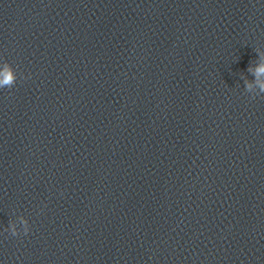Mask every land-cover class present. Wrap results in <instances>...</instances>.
I'll return each mask as SVG.
<instances>
[{"label":"clouds","instance_id":"9594fccd","mask_svg":"<svg viewBox=\"0 0 264 264\" xmlns=\"http://www.w3.org/2000/svg\"><path fill=\"white\" fill-rule=\"evenodd\" d=\"M256 52H257V56L258 57L264 58V53H262L259 49H256ZM248 71L251 72L256 77V82L255 83L258 86L259 91L253 93L252 92V90H253V83L247 81L246 79H245V91L247 93H250L251 94V98L252 99H255L260 94H264V82H261L260 81V77L262 75H264V63H260L255 68L254 71H253V69H252V67L250 65L249 68H248ZM30 75L31 74H29V77H24L23 73H21L20 74V77L22 79H27V78H30ZM16 81H17V72H16V70L7 61L3 62L2 70H0V89H3V88L11 89L14 86V84L16 83ZM29 232H30V227H27L26 226L24 228V230H23V234L24 235H27ZM10 234L12 236H18L21 233L20 232H17L16 229H15V227L13 226V229H12V231H11Z\"/></svg>","mask_w":264,"mask_h":264}]
</instances>
